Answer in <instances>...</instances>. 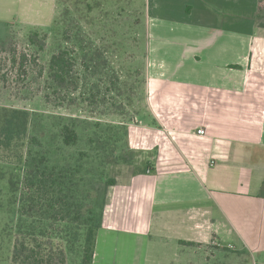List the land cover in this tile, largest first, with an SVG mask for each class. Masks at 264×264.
Segmentation results:
<instances>
[{
  "label": "crops",
  "instance_id": "1",
  "mask_svg": "<svg viewBox=\"0 0 264 264\" xmlns=\"http://www.w3.org/2000/svg\"><path fill=\"white\" fill-rule=\"evenodd\" d=\"M133 1L155 123L129 126L143 162L109 189L93 264H264L259 0Z\"/></svg>",
  "mask_w": 264,
  "mask_h": 264
},
{
  "label": "rangeland",
  "instance_id": "2",
  "mask_svg": "<svg viewBox=\"0 0 264 264\" xmlns=\"http://www.w3.org/2000/svg\"><path fill=\"white\" fill-rule=\"evenodd\" d=\"M0 20L7 22L0 24V115L2 110L25 112L29 133L47 134V141L56 143L55 125L61 119L85 122L86 134L91 124L110 125V149L118 162L107 167V177L116 179L142 163V155L126 145L123 127L155 123L143 5L122 0H0ZM63 50L75 66L61 83L51 75L50 61ZM86 142L69 150L70 155L88 149ZM25 154L22 142L0 148V264H15L14 247L25 223L20 214L26 196ZM55 215L61 218L63 213L49 211L46 227L55 238L47 239L46 247L51 251L61 245L66 264H82L83 230L57 222Z\"/></svg>",
  "mask_w": 264,
  "mask_h": 264
},
{
  "label": "trees",
  "instance_id": "3",
  "mask_svg": "<svg viewBox=\"0 0 264 264\" xmlns=\"http://www.w3.org/2000/svg\"><path fill=\"white\" fill-rule=\"evenodd\" d=\"M122 1L135 3L133 0ZM256 26L264 29V0L258 3ZM73 61L66 50L53 55L50 61L51 75L61 83L66 82L65 78L74 69ZM82 127H86L85 122L81 124L75 120L61 119L55 125L56 143L50 139L47 141V134L39 136L36 132L29 133L28 115L25 112L2 110L0 148L10 149L18 142L26 145L22 160L26 196H22L20 206L25 223L21 227V238L14 247L15 264H66L67 255L61 245H53L51 251L46 247L47 239L55 238L46 227L50 210L63 213L61 218L54 216L57 222L78 225L83 230L82 264H93L108 192L116 184L115 178L107 177L106 169L117 163L118 158L110 149L114 143L110 136V125L91 124L88 134ZM123 129L126 145L130 147L129 129ZM85 140H88V149L70 155L69 150L79 147ZM32 217L37 218V222L31 221Z\"/></svg>",
  "mask_w": 264,
  "mask_h": 264
},
{
  "label": "built area",
  "instance_id": "4",
  "mask_svg": "<svg viewBox=\"0 0 264 264\" xmlns=\"http://www.w3.org/2000/svg\"><path fill=\"white\" fill-rule=\"evenodd\" d=\"M198 134H199V135H204V134H205V131H204V130H199V131H198ZM148 173H149V171H148Z\"/></svg>",
  "mask_w": 264,
  "mask_h": 264
}]
</instances>
